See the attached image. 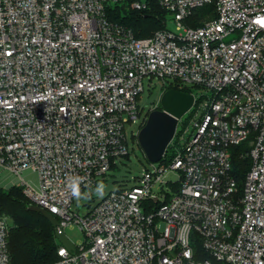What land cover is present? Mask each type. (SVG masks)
Masks as SVG:
<instances>
[{
  "label": "built area",
  "instance_id": "1",
  "mask_svg": "<svg viewBox=\"0 0 264 264\" xmlns=\"http://www.w3.org/2000/svg\"><path fill=\"white\" fill-rule=\"evenodd\" d=\"M154 3L167 23L148 38L108 14ZM206 5L214 14L188 25ZM147 77L162 94L202 89L190 93V124L179 120L185 144L81 217L67 178L94 188L129 155L126 126L145 121ZM245 142L251 167L240 189L231 148ZM0 168L37 173L39 189L19 185L31 205L57 219V234L85 233L51 264H264V0H0ZM169 173L179 176L174 196ZM10 230L0 217V264H12Z\"/></svg>",
  "mask_w": 264,
  "mask_h": 264
},
{
  "label": "trees",
  "instance_id": "2",
  "mask_svg": "<svg viewBox=\"0 0 264 264\" xmlns=\"http://www.w3.org/2000/svg\"><path fill=\"white\" fill-rule=\"evenodd\" d=\"M214 12L215 5H206L195 10L187 24L193 27L201 26L208 15ZM108 14L111 20L132 29L137 38H148L155 32L165 29L168 17V12L157 3L143 11L132 10L127 5L110 7ZM170 89L192 93L189 87L180 89L171 85L167 90ZM145 123L146 120L141 128ZM175 140L176 138L174 142ZM249 151L248 142L231 148L232 176L240 189L243 188L245 177L251 167V160L247 156ZM114 167L115 163L111 169ZM30 206L31 202L21 187H13L7 191L0 188V217H8L11 220L9 251L12 264L55 263L60 260L58 251L61 246L56 237V230L41 213L30 211ZM195 248L197 254L202 252L200 244ZM200 256L204 259L210 258L205 253Z\"/></svg>",
  "mask_w": 264,
  "mask_h": 264
},
{
  "label": "rangeland",
  "instance_id": "3",
  "mask_svg": "<svg viewBox=\"0 0 264 264\" xmlns=\"http://www.w3.org/2000/svg\"><path fill=\"white\" fill-rule=\"evenodd\" d=\"M114 7L115 6H112V8ZM169 26L172 28L173 31H175V25L173 23H169ZM233 36L234 35H231L229 38H232ZM144 85L145 90L140 97V105L144 108V119L147 120L149 111L152 110L155 103H157V101L162 95V82L158 78L147 77L144 80ZM190 88L191 92L194 93H199L202 91V89L200 88ZM192 115V113H188L184 116L183 123L185 126L190 124ZM140 128L141 123H138L136 125L129 124L126 126L129 156L117 159L115 167L111 169L105 176H100L97 179V184L99 182H103L106 185L104 196L111 191L119 190L125 186L135 185V182L137 180L136 178L141 176V174H143V171L146 168L150 167V163L147 161L143 151L141 150L138 144L137 133L139 132ZM184 144V139L179 140L178 138H176L174 146L172 144L170 145L166 155L170 156L175 149H181ZM21 177L26 183L32 185L35 189H39V177L37 173L31 170H26L21 174ZM21 177L7 169L0 168V188L7 191L13 187H19V185L21 184L22 186H24ZM166 180L171 183L170 185H166L165 189L167 193H169L171 196H174L175 186L173 185L179 181V176L177 173H169L166 177ZM94 189L95 187L86 189L84 191L90 194L89 199H74V203L72 205L73 212L83 217L95 207V205L104 196L97 197L94 194ZM66 235L69 240L74 244L84 242L87 239L85 233L81 231L78 227H74L73 229L67 228Z\"/></svg>",
  "mask_w": 264,
  "mask_h": 264
},
{
  "label": "water",
  "instance_id": "4",
  "mask_svg": "<svg viewBox=\"0 0 264 264\" xmlns=\"http://www.w3.org/2000/svg\"><path fill=\"white\" fill-rule=\"evenodd\" d=\"M160 104L161 109L149 113L145 125L137 135L138 144L149 163L162 161L175 138L179 120L193 107L194 96L180 90L170 89L161 95ZM29 210L41 213L54 228L58 226L57 219L48 211L35 205H31ZM56 237L67 249L75 250L66 234L56 233Z\"/></svg>",
  "mask_w": 264,
  "mask_h": 264
},
{
  "label": "clouds",
  "instance_id": "5",
  "mask_svg": "<svg viewBox=\"0 0 264 264\" xmlns=\"http://www.w3.org/2000/svg\"><path fill=\"white\" fill-rule=\"evenodd\" d=\"M85 188L89 187L87 183V178L80 175H73L67 178V188L70 191L72 197L76 200L89 199L90 194L88 192L82 191L81 186ZM106 185L103 182H99L95 189L94 194L97 197H103L105 194Z\"/></svg>",
  "mask_w": 264,
  "mask_h": 264
}]
</instances>
